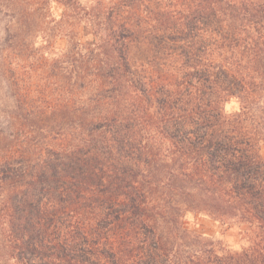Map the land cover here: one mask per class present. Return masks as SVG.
Segmentation results:
<instances>
[{"label":"trees","instance_id":"1","mask_svg":"<svg viewBox=\"0 0 264 264\" xmlns=\"http://www.w3.org/2000/svg\"><path fill=\"white\" fill-rule=\"evenodd\" d=\"M64 2L98 36L72 30L61 70L72 97L89 92L20 112L42 142L35 160L0 156L3 257L264 264V0ZM199 217L238 245L191 228Z\"/></svg>","mask_w":264,"mask_h":264},{"label":"rangeland","instance_id":"2","mask_svg":"<svg viewBox=\"0 0 264 264\" xmlns=\"http://www.w3.org/2000/svg\"><path fill=\"white\" fill-rule=\"evenodd\" d=\"M118 1L79 0L90 8H108L110 2ZM22 12L33 21L30 31L21 19ZM81 16L64 0H0V156L11 148L33 160L38 157L42 142L37 136L38 125L27 123L21 111L35 121V116L57 102L85 98L89 92L88 87L75 89L72 97L69 90L75 76L61 71L73 61V44L68 41L72 30L84 45L98 41L95 26ZM231 107L228 105L227 110ZM4 199L0 196V217ZM1 221L0 264H13L3 257L6 242ZM191 228L228 246L238 245L235 232L224 233L220 224L210 218L199 217Z\"/></svg>","mask_w":264,"mask_h":264}]
</instances>
